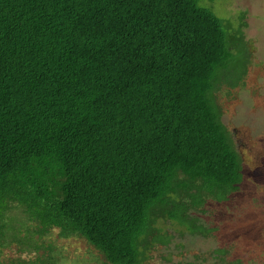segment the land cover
<instances>
[{
	"label": "trees",
	"instance_id": "1",
	"mask_svg": "<svg viewBox=\"0 0 264 264\" xmlns=\"http://www.w3.org/2000/svg\"><path fill=\"white\" fill-rule=\"evenodd\" d=\"M218 2L0 0V264H59L54 230L102 264H145L166 224L210 235L244 181L222 100L252 62L247 12Z\"/></svg>",
	"mask_w": 264,
	"mask_h": 264
},
{
	"label": "rangeland",
	"instance_id": "2",
	"mask_svg": "<svg viewBox=\"0 0 264 264\" xmlns=\"http://www.w3.org/2000/svg\"><path fill=\"white\" fill-rule=\"evenodd\" d=\"M222 5L233 14L247 12L244 32L252 50L246 86L222 100L223 121L244 159L243 185L230 201L210 203L200 213L203 223L214 229L209 236L164 225L173 237L151 250L145 264H264V0H220L215 7ZM47 239L61 256L59 264H102L85 239L62 238L57 230ZM218 249L227 254L218 256Z\"/></svg>",
	"mask_w": 264,
	"mask_h": 264
}]
</instances>
